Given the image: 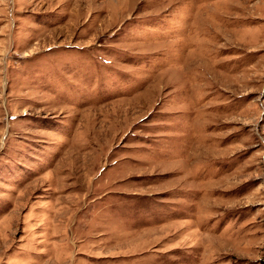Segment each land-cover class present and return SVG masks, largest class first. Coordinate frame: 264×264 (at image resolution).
<instances>
[{
  "label": "rangeland",
  "instance_id": "374dc122",
  "mask_svg": "<svg viewBox=\"0 0 264 264\" xmlns=\"http://www.w3.org/2000/svg\"><path fill=\"white\" fill-rule=\"evenodd\" d=\"M0 264H264V0H0Z\"/></svg>",
  "mask_w": 264,
  "mask_h": 264
}]
</instances>
